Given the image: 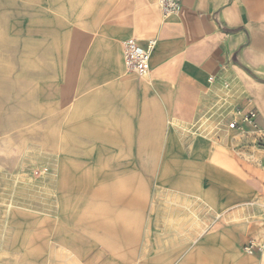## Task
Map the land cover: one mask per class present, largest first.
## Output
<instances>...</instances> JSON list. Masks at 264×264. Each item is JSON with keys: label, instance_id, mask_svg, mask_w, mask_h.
Returning a JSON list of instances; mask_svg holds the SVG:
<instances>
[{"label": "rangeland", "instance_id": "obj_1", "mask_svg": "<svg viewBox=\"0 0 264 264\" xmlns=\"http://www.w3.org/2000/svg\"><path fill=\"white\" fill-rule=\"evenodd\" d=\"M141 14H145L142 19ZM57 20L64 24L65 31L61 49L57 48L56 32L50 31L47 39L41 28L48 21L54 27ZM164 21L159 0H0V264H67L69 258L57 255L60 252L54 242L47 241L52 236L46 233H55L63 220H75L81 228H87L86 222L95 214L103 219L107 208L103 191L111 178L92 174H96V164L102 168L103 162L96 161L98 154L120 150L91 143L94 136L82 122L81 129H69L71 112L58 113L54 106L49 110L44 104L26 110L25 96L40 101L41 96L51 95L56 101L58 74L72 78L70 82L74 88L79 86L78 90L88 87L82 74L96 68L91 58L81 62L88 49H79L78 45L99 35L89 31L95 22L98 28L107 24L108 29L123 24V30L129 29L119 38L123 43L135 36L130 35V29L140 23L151 31ZM255 23L261 24L259 15ZM113 34L104 36L112 39ZM258 36L264 47V34ZM138 38H152V34ZM246 71L248 74L234 73L205 97L194 95L188 86L170 82L161 88L166 93L172 88L173 96L154 98L157 109H163L173 121H167L156 137L150 136L146 150L152 156L149 161L129 159V164H136L145 175L138 191L133 177L127 183L130 201L139 197L146 206H153V201L160 206L162 253L184 245L195 248L205 233L226 220L228 224L248 222L251 226L264 220L263 206L244 204H264V126L259 120L264 115L263 104L254 94L260 89L245 79L249 75L264 87V74ZM123 74L138 85L133 104L147 99L140 90L145 80L125 70ZM44 77V84L53 88L45 87L41 94ZM252 109L257 115V129L245 120ZM131 116L133 135L128 152L137 159L140 113L135 111ZM104 120L97 124H105ZM233 121H237L235 128L230 127ZM78 140L83 143L79 145ZM232 179L243 183L245 194L239 196L230 190ZM185 180L205 181V199L187 192ZM60 225L68 227V223ZM250 241L264 246L263 238L248 236L245 243ZM79 264L85 263L81 260Z\"/></svg>", "mask_w": 264, "mask_h": 264}, {"label": "crops", "instance_id": "obj_2", "mask_svg": "<svg viewBox=\"0 0 264 264\" xmlns=\"http://www.w3.org/2000/svg\"><path fill=\"white\" fill-rule=\"evenodd\" d=\"M106 10L108 11L107 8ZM258 15L261 19L260 25L255 23ZM124 16L126 19V15ZM144 17L145 14H141L140 19ZM164 19L163 23L154 27V30L151 28V31L144 27V22L141 24L142 21L139 27L130 29V35L135 36L128 38H135L141 44L151 39L157 41L151 59V72L146 79L126 72L119 38L123 32H129V29L123 30V24L118 23L115 29L106 28L109 27L107 24L98 28L95 22L89 31L99 35H94L89 42H80L78 45L79 49H88V52H83L81 62L85 57L91 58L90 63L95 64L96 68V71L82 74L81 79L89 82L86 84L88 87L78 90L79 86L74 88L70 82L72 78H64L65 75L62 78L58 74L55 85L56 101L51 95L41 96L40 101L36 97L25 96L26 110L32 111L34 105L44 104L49 106V110H54L55 107L58 113L71 112L72 120L67 125L69 129H81L82 122V127L88 128L94 136L91 137V143L120 149L119 152H106L103 156L98 154L96 161L103 162L102 168L98 169L96 164V169L93 170L96 174H92L96 178H111V183L103 191L107 206L104 208L103 219L95 214L86 222L89 226L87 228H81L75 220H63L61 223H68V227L61 228V223H58L55 233H46L47 236H52L47 241L54 242L56 251L60 252L57 255L69 258L67 264H79L81 260L85 264H264V253L249 255L243 249L249 243H245L248 236L264 239L263 219L254 226L247 221L228 224L226 220L219 223L213 231L205 233V236L201 235L202 231L199 234L202 238L195 248L184 245L178 250L169 248L162 253L160 206L154 201L153 206H146L139 197L135 201L129 199V178L135 179L137 192L139 181L142 182L141 178L145 176L136 164H129V159L133 162L139 159L149 161L152 156L149 157L146 150L150 146L148 144H151L150 136L153 134L156 137L157 131L167 121H173L163 113V109L156 107L154 98L173 96L172 88L167 93L163 91V84L178 82L190 87L194 95L203 96L223 80L228 81L234 73L248 74L246 70H249L264 74V47L260 43L261 37L258 36L264 34V0H182L181 11ZM48 22L41 25L42 34L46 33L48 39L50 31L56 32L57 48L61 49L65 38V31L62 29L64 24L60 25L57 20L55 28L49 26ZM110 32L115 34L112 39H108V35L104 36ZM148 34H152V38H138ZM61 58L63 59L62 56L58 57L62 60ZM68 62L62 61L64 64ZM123 70L128 75L145 80L140 90L141 95L148 98L140 102L137 100L136 106L133 101L137 96L135 93L138 85L136 82H129ZM41 76L44 74L41 73ZM245 76L253 87L260 89L257 92L255 89L254 94L262 102L264 112V87L258 86L249 75ZM44 81L45 77L41 79V94L45 87L53 88L52 84H44ZM27 86L29 87L28 84ZM135 111L140 113L141 136L137 159L131 153L129 156L128 152V146L132 145L129 140L133 135L131 125L134 120L132 119L130 125L129 117L132 118L131 114ZM107 112L110 114L107 115ZM102 119H105V124L98 125L97 121ZM259 120L264 126V115ZM77 143L80 145L83 142L78 140ZM132 156L133 158H129ZM116 161L119 163L116 164ZM231 183L230 190L233 193L237 191L239 196L246 193L241 181L232 179ZM184 186L187 192H193L200 200L205 199V181L185 180ZM109 194L111 198H108ZM244 204L264 207V204L258 202ZM217 215L219 217L222 214L220 212Z\"/></svg>", "mask_w": 264, "mask_h": 264}, {"label": "built area", "instance_id": "obj_3", "mask_svg": "<svg viewBox=\"0 0 264 264\" xmlns=\"http://www.w3.org/2000/svg\"><path fill=\"white\" fill-rule=\"evenodd\" d=\"M159 7L164 18L177 15L182 8V0H159ZM157 47V41L151 39L145 44H141L135 38H128L122 43L123 63L126 72L136 75L139 78H146L151 72V59ZM255 129H257V115L250 110L245 118ZM237 121L230 123L231 128H235ZM244 250L247 254L253 255L256 252L264 253V246L249 242Z\"/></svg>", "mask_w": 264, "mask_h": 264}, {"label": "bare ground", "instance_id": "obj_4", "mask_svg": "<svg viewBox=\"0 0 264 264\" xmlns=\"http://www.w3.org/2000/svg\"><path fill=\"white\" fill-rule=\"evenodd\" d=\"M123 53V52H122ZM210 81H212L211 79H210Z\"/></svg>", "mask_w": 264, "mask_h": 264}]
</instances>
